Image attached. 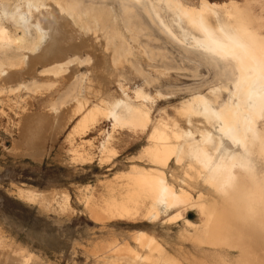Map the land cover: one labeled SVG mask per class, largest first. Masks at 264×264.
Here are the masks:
<instances>
[{
    "label": "bare ground",
    "instance_id": "1",
    "mask_svg": "<svg viewBox=\"0 0 264 264\" xmlns=\"http://www.w3.org/2000/svg\"><path fill=\"white\" fill-rule=\"evenodd\" d=\"M204 10L205 5L187 0H0V78L21 77L25 71L35 70L37 64L41 73L70 77L61 94L47 104L39 117L54 121L60 115L70 121L79 115L66 137L71 146L73 137L94 127L98 119L108 120L110 129L97 146L101 157L106 159L114 154L113 134L134 128L131 114L125 111L128 107L124 104L129 103L117 96L110 101L96 102L89 95L104 91L111 84L127 86L117 69L127 65L144 85L156 82L171 70L181 69L182 62L217 69L219 83L210 86L207 93L199 88L193 93L191 90L189 97L179 102L174 117H151L150 104L162 97L159 90L152 94L142 85L132 89L138 102L136 111L143 118L142 129L148 123L156 125L152 138L157 144L144 151L142 157L146 155L150 162L166 166L172 155L176 161L182 153L192 155L202 167L209 169L211 175L207 182L216 198H207L201 193L195 200L182 196L161 173L135 168L132 172L120 173L125 190L120 193H125L121 200L92 202L88 196L83 202L89 217L101 223L116 216L130 219L142 212L157 220L160 214L173 210L175 214L169 219L174 220L182 216L183 210L195 208L203 230L192 237L194 242L224 251L234 250V259L223 260V264H264V0H228L227 19L215 26L208 21ZM159 39L179 46L178 60L166 47L153 43ZM43 87L45 84L32 78L9 85L8 90L23 91L22 96H16L22 101L31 100L29 95L37 94ZM23 93H28V97H23ZM85 103L90 107L84 109ZM67 106L68 118L67 113L60 114ZM18 109H13L14 116L21 120L16 142L22 146L27 136L35 137L32 126L39 117ZM184 137H194L195 141L178 144L177 140ZM26 149L35 156V150ZM69 149L76 160L88 148L83 154L78 148ZM16 190L19 197L29 202L68 210L65 191L33 187ZM137 241L142 247L159 253L155 262L181 264L170 257L164 258L163 251L146 236L139 235ZM5 244L0 240V248ZM118 246L98 248L94 256L99 258L100 253L112 252L133 259L139 257L128 246L126 249ZM20 250L22 253L24 249ZM0 264L40 263L31 253H14L9 249L0 252Z\"/></svg>",
    "mask_w": 264,
    "mask_h": 264
},
{
    "label": "rangeland",
    "instance_id": "2",
    "mask_svg": "<svg viewBox=\"0 0 264 264\" xmlns=\"http://www.w3.org/2000/svg\"><path fill=\"white\" fill-rule=\"evenodd\" d=\"M187 1L205 5L204 14L212 26L227 19L225 6L228 0ZM184 25L190 27L187 22ZM11 28L15 30L13 27ZM191 30L195 32L194 29ZM153 43L166 47L170 55L178 60V45L167 44L162 39ZM143 65L147 67L146 64ZM39 68L40 64H37L35 70L25 71L21 77L0 78V240L4 244L6 243L4 247L0 248V252H7L11 249L14 253H31L40 264H164V262L154 261L159 258V253L139 245L137 237L144 235L151 239L161 252L163 251L164 258L170 257L181 264H223V260L234 259L236 252L232 249L224 251L192 240L196 233L203 230L200 215L195 208L183 210L182 216L174 220L169 219L175 214L173 210L167 214H160L157 220H153L154 218L151 220L142 212L137 214L139 218L137 215L131 216L130 219L129 216L125 219L116 216L104 219L101 223L102 221L96 222L89 217L87 207L83 202L84 198L88 196L92 198L90 199L92 202L109 201L113 198L121 200L125 194H120L125 192L122 184L123 179L120 178L121 174L132 172L135 168L161 173L174 190L182 196H188L195 200L201 193L207 198H216L211 185L207 182L211 175L209 169L202 167L201 163L192 155L182 153L179 161H176V157L172 155L166 166L150 162L146 155L142 157L144 151L153 149L157 144L152 138L156 125L148 123L147 127L142 129L143 118L139 117V112L136 111L138 102L133 97L132 89L142 85L147 92L152 94L159 90L162 97L159 96L150 104L151 117L155 118L159 115L174 117L179 102L187 99L191 90L193 93L199 88L202 92L205 90L204 93H207L212 86L219 83L216 81L218 79L215 75L217 69L213 71L204 64L195 66L189 62H182L181 69L171 70L169 74L159 76V80L149 85H144L143 80L133 74L134 72L127 65L117 69V73L127 86L107 85L104 91L101 89L89 96L96 102L110 101L116 96L123 98V101L129 103L124 106L128 107V110L125 111L131 114L134 128L117 130L113 134L111 145L114 154L111 158L105 159L97 151V146L110 129L108 120L98 119L94 127H90L80 136H74L71 146L66 141V137L79 119V115H75L70 121L64 120L66 116L63 114L67 113L68 118L67 109L69 106H67L63 108L65 113L63 110L60 113L64 119L60 118V115L57 116L58 119L56 118L58 121H52L51 118L44 121L39 117L44 113L47 104L55 96L61 94L66 83L70 80V77H66L67 75L54 76L41 73ZM80 70L83 71L84 68L81 67ZM32 78L41 81L45 87L35 95L23 93V97L29 95L32 97L31 100L25 98L19 101L16 96L21 95L20 93L23 91L8 90L9 85H15L21 80H31ZM19 98L21 97L19 96ZM16 107L19 108V112H29L39 117L36 125L32 126L35 130V137L27 136L22 146H18L16 142L19 139L18 126L21 123V120L14 116L13 109ZM83 107L87 109L90 104L85 103ZM49 120L51 121L49 122ZM52 122H56V124ZM63 123L67 125H61ZM180 123L183 127H187L185 121ZM57 124L60 125V128ZM55 125L59 129L56 127L57 130H53ZM55 130L58 134L55 133ZM38 131L39 133L36 135ZM80 139L85 141L84 145ZM194 141V137H184L177 140V143L183 145ZM75 143L77 147L74 146ZM25 146L35 150V156ZM71 147L78 148L79 151L83 150L82 154L87 153L83 154V159L76 158L75 160L69 151ZM20 151L21 153H19ZM112 178L114 181H109ZM117 180L118 182H116ZM17 187L65 191L68 194V210H57L52 204L47 209L39 202H29L17 195ZM90 190L92 192L88 193ZM134 216L135 219H133ZM112 244L120 245L118 247L122 249H126L125 246H128L137 252L139 257L133 259L125 254L112 252L98 253L99 258L94 256L96 249L103 250L105 247L108 249V245ZM18 250L26 252L22 251L21 253ZM100 256L103 258L100 259Z\"/></svg>",
    "mask_w": 264,
    "mask_h": 264
}]
</instances>
